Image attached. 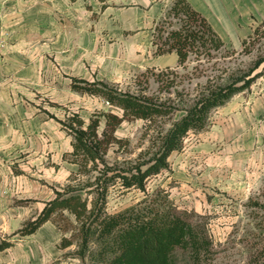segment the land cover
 I'll return each mask as SVG.
<instances>
[{
  "label": "crops",
  "instance_id": "1",
  "mask_svg": "<svg viewBox=\"0 0 264 264\" xmlns=\"http://www.w3.org/2000/svg\"><path fill=\"white\" fill-rule=\"evenodd\" d=\"M174 1L0 0L1 234L20 216L40 215L78 172L74 139L62 122L78 113L88 124L105 100L76 85L113 86L126 70L178 66L175 52L155 56L153 41ZM187 1L219 35L217 25L264 20V0ZM256 84L213 111L210 127L199 133L188 156L209 162L220 144L225 153L228 147L236 152L260 145L264 79ZM182 165L176 167L178 178Z\"/></svg>",
  "mask_w": 264,
  "mask_h": 264
},
{
  "label": "rangeland",
  "instance_id": "2",
  "mask_svg": "<svg viewBox=\"0 0 264 264\" xmlns=\"http://www.w3.org/2000/svg\"><path fill=\"white\" fill-rule=\"evenodd\" d=\"M166 14L158 27L164 26ZM172 21L174 24L168 30L179 26L177 19ZM260 23L217 25L222 27L220 35L226 49L221 54L213 53L209 60L199 62L192 55L184 65L173 68L126 70L121 82L113 86L149 97L161 105L164 114L150 123L142 119L124 121L115 133L120 142L110 146L104 155L107 165L120 170L148 161L161 138L185 116V109L196 100L209 77L211 85H217L226 76L225 70H249L264 58V34L259 40H248ZM158 35L155 32L153 41L160 42ZM227 50L233 53L227 54ZM257 73L260 75L250 88L264 79V63L254 74ZM97 111L122 115L117 107L106 105L94 113ZM213 111L204 130L211 125ZM101 121L100 133L105 128V119ZM200 132L189 131L181 150L169 157V168L148 178L146 191L127 190L120 180L109 182L104 213L113 215L140 202L144 205L145 200L150 201L155 195H168L169 205L183 213L182 223L186 226L183 244L174 251L171 264H253L264 248V139L250 151L234 152L228 147L225 153L226 147L220 144L213 160L201 162L193 155L188 156ZM174 156L179 159L178 166L183 164L181 178L176 176L178 166ZM98 175L91 172L84 181H92ZM79 183L70 177L64 188ZM81 194L84 198L92 197L86 191ZM33 218L37 217L20 216L5 236L0 233V242L13 243L11 248L0 252V264H132L115 260L98 232L83 246L80 228L68 214H56L49 225L33 236L21 237L18 232ZM66 240L72 244L63 248Z\"/></svg>",
  "mask_w": 264,
  "mask_h": 264
},
{
  "label": "trees",
  "instance_id": "3",
  "mask_svg": "<svg viewBox=\"0 0 264 264\" xmlns=\"http://www.w3.org/2000/svg\"><path fill=\"white\" fill-rule=\"evenodd\" d=\"M173 19L178 20L179 26L168 30L174 24ZM163 23L164 26L155 29L160 41H154L155 56L175 52L179 65H184L192 55L202 62L212 58L213 53L221 54L226 49V43L208 19L187 0H175ZM263 30L264 21L254 29L248 40H259L264 34ZM247 44L246 39L243 41L244 50H247ZM230 53L233 52L227 50V54ZM263 63L264 58H261L249 70H225L226 76L217 85H211L209 77L202 92L185 109V116L161 138V144L153 157L120 170L109 167L104 160L107 149L120 142L115 137L116 130L128 119L152 122L164 114L161 105L139 93L121 91L103 82L76 85L77 90L101 97L117 107L122 115L97 111L86 124L78 113H74L62 122L63 128L73 136L72 161L79 166L78 172L71 178L80 183L77 186L68 185L62 192H57L56 198L47 203L37 218L26 222L18 234L21 237L32 236L45 223L53 221L56 214H68L80 228L83 246L98 232L115 260L132 264H171L173 253L183 244L186 234V226L182 223L183 213L172 204L169 205L168 195H155L150 201L145 200L144 205L140 202L113 215H105L108 184L120 180L127 190L146 191L148 178L169 168V157L181 150L183 139L189 131L204 130L214 109L226 105L233 96L249 89L260 75L254 74L255 71ZM102 118L105 119V128L100 133ZM91 172H98L99 175L92 181H84ZM82 191L92 197L84 198ZM71 244L66 240L62 247L67 248ZM12 246L10 241L0 242V252ZM253 264H264V248L258 261Z\"/></svg>",
  "mask_w": 264,
  "mask_h": 264
},
{
  "label": "built area",
  "instance_id": "4",
  "mask_svg": "<svg viewBox=\"0 0 264 264\" xmlns=\"http://www.w3.org/2000/svg\"><path fill=\"white\" fill-rule=\"evenodd\" d=\"M105 105L108 107H113L109 102L105 101Z\"/></svg>",
  "mask_w": 264,
  "mask_h": 264
}]
</instances>
